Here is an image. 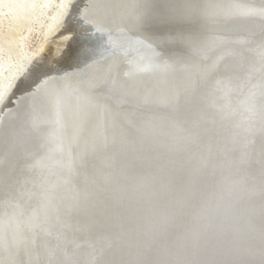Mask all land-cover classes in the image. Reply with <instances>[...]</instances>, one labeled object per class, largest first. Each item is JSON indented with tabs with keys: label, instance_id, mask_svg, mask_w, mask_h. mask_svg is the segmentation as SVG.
I'll return each instance as SVG.
<instances>
[{
	"label": "bare ground",
	"instance_id": "obj_1",
	"mask_svg": "<svg viewBox=\"0 0 264 264\" xmlns=\"http://www.w3.org/2000/svg\"><path fill=\"white\" fill-rule=\"evenodd\" d=\"M80 1L0 0V205L4 203V210L0 211V220L6 217L2 224L7 225L11 222L9 225H13L10 227L8 237L6 236L8 228L4 227L6 230L2 232L7 241L5 245H0L1 254L5 255V258L0 256V264H43L50 260L52 254L53 264L57 262L64 264L66 261L63 250L66 243L77 233L70 228L71 225L62 223L65 218L63 216L62 219L61 210L53 209V204L48 205L51 207L49 211L40 206L41 199L44 202L50 200L47 199V196L52 194L50 189L45 190L49 193L42 192L38 195L35 193L39 191L36 188L33 191L28 188V191H24V186L20 185V180L27 175L31 178L28 183L36 181L28 173L31 170L40 171L41 176L44 174V170L36 165L38 161L36 157L27 160L25 152L30 148L23 144L27 133L24 135V130L17 131L26 117L28 119L41 117V113H33L31 106L33 104H28L38 97L39 100L44 98L42 103L50 99V107L46 112L42 110V116L55 127L51 132L57 149L67 151L60 161L44 163V166L49 167L52 164L53 170L59 171L66 165L64 169L66 172L74 170L79 178L89 181L79 182L74 179L71 184L61 182V195H68V199H73L71 202L75 201L76 206L81 205L89 199L90 192L86 191L93 188L91 181L96 178L93 193L98 198L97 203L103 206L110 202L108 205L110 216L102 214L104 226L101 227L109 228L108 231L91 239L86 238V235L74 238L82 246H76L72 251V257L69 258L72 263L94 264L90 259L93 257L92 253L95 250H105L125 262L130 259V264H167L166 261L173 260L164 249L172 244L181 247L182 243H185L184 237L187 238L191 232L195 234L196 243L205 249L204 245L208 243L204 242H209L214 236L212 234L222 228H229L230 221L237 224L233 214L238 213V208L251 209L248 203L246 208L240 207L241 199L237 196H243L245 199L259 190V187L264 188V185L256 183L254 174H246L252 163H257V154L254 155L253 152L262 150L253 147L252 142L257 139V143H262L263 136L251 135V139L245 136L246 133L257 132L259 130L257 123L264 119V100L260 99L264 96V40L260 36L256 45L249 43L250 46L246 47L252 53L257 51L251 63L255 69L263 72L261 75L260 72L256 74L253 71L252 65L248 69L251 55L248 53L245 56L238 55L237 40L232 39L237 33L236 30L246 35L244 31L246 28L245 30L251 33L249 29L252 30V25L258 22L254 15L264 20V0H245V3H250L248 5L240 2L237 4L235 0H177L178 7L183 8L184 5L188 7L186 12L178 14L177 9L158 5L146 17L133 14L131 8L124 11L123 8L129 0H110L114 3L121 1L116 4L120 7L116 12L112 7H101L106 0H87L79 13L84 23L76 19L75 30H67L69 11L76 8ZM255 1L263 5L257 7ZM102 13L104 15H100ZM127 13L129 16H125ZM110 14L111 17L108 18ZM240 15L241 17L235 20V17ZM107 18L108 21H118L108 22ZM224 19L227 21L223 22ZM70 20H73L71 16ZM84 29L92 32L94 38V35L106 33L104 31H113L115 37L111 38L104 34L105 39L102 43L104 48L114 44L117 49L115 57L105 62L102 61L105 56L103 54L101 57L91 59L83 68L92 70L83 77L66 74L78 73V70L82 69L68 70L64 73L50 68V71H46L47 68H42V63L51 62L53 56L58 57L65 50L76 31L81 35L87 31ZM169 29L172 30L170 33L184 32L190 35V39H187L179 34L188 40L185 42L190 46L188 52L196 50L195 53L203 63L199 64L200 61L196 62L194 59L186 60V57L190 58L186 51L165 50L160 58L157 55L146 56L151 49H157L158 53H161L166 49L165 46L171 44L172 41L169 40H173L172 37L167 38L169 40L165 39ZM211 31H214V34ZM123 34L129 35L130 39H122ZM32 35L40 41L37 47L35 46L36 49L28 53L26 46L28 42L30 43ZM177 36L173 34V37ZM133 37L135 39L140 37L141 42H138L140 48H131L128 41L135 40ZM152 37L165 41L153 43L149 40ZM54 39L56 41L52 44ZM220 44L222 46L218 48ZM243 44L247 46V43ZM239 59L246 62L242 68ZM50 62L49 64H52ZM33 64L37 65L34 72L32 73L33 68L27 71ZM112 64L114 68L110 67ZM223 64L229 69L220 70L221 67L225 68ZM48 65L46 67H49ZM41 68L42 72L39 71ZM34 77L37 79L35 87L28 86L18 96L15 94L13 101H10L9 93L16 92L23 82ZM102 77L107 82L110 81L105 86ZM20 78L23 80L18 84ZM58 78L62 80L66 78L75 89L77 88L71 93V96L78 95L72 104L69 102L62 107L58 103L61 102L57 97L59 91L58 89L54 91L49 84ZM117 79L128 85L126 91L134 94V97L137 96L136 102L141 104L143 101L153 100L152 92L155 93L154 97L158 99V103H163L160 110L166 111V115L159 118V124L152 119L148 122V113L145 116L144 108L140 111L135 110L136 115H130L129 110H125L129 114L121 113L118 111L120 105H124L122 103L124 101L118 102L113 98V103L118 105L109 99V103L106 100L101 103L94 102L93 93L88 94L90 92L88 89L83 90L96 87V82H99L98 86L103 85L104 90L110 94ZM192 86L194 87L191 89ZM199 86H202L201 90H198ZM43 88L46 89L45 92ZM50 92H53V96ZM174 92L179 93L178 100L175 98L172 104L166 106L167 103H171L167 99L173 96ZM6 99H9V103L4 105ZM253 106L257 107L259 112L254 113L251 110ZM232 109L234 112L241 111L243 115L240 112L238 117L234 118L229 114ZM23 113L27 114L19 121L18 118ZM213 117L219 118L220 121H214ZM118 123L121 128L115 129L113 135L106 133L107 129ZM15 132L20 134L17 135ZM189 142L193 145L188 146ZM180 143L185 145L177 147ZM168 144L174 145V148L167 147ZM99 145L119 148L123 153L120 157L123 167L115 168V171L108 168L99 170L102 160L114 157L107 155L101 159V152H96L95 157L99 162L96 163L97 168H88L93 163L91 159H85L86 154L92 153ZM77 148L80 149L76 150ZM71 152H74V155H70ZM106 154L107 151L104 155ZM83 156L85 157L82 158ZM135 159L140 165H144L139 171L130 167ZM30 161L32 163L29 165ZM147 164H154L155 167L150 168ZM131 169L134 171H130ZM64 170L62 180L67 177ZM49 174V177L53 176V173ZM261 174L258 173L259 176ZM82 175L84 176L81 177ZM131 176L133 178H130ZM70 178L72 180L71 176ZM20 194L22 195L19 196ZM230 198L237 202L229 203ZM77 199L79 202H76ZM32 201L34 206L27 209ZM7 202L9 203L6 204ZM7 206L9 210L6 211ZM252 210L258 212L263 209L258 207ZM250 215L251 213L246 219ZM77 219H81L80 214ZM252 219L255 218L252 217L251 222ZM81 227L84 226L74 228ZM232 232V230L227 232L225 239L218 244L226 243L229 237L230 240L234 237V241L236 237L233 233L246 236L243 243L239 240L234 243V252L236 249L245 251L260 238L259 234L251 241L254 233H250L244 226L242 230ZM20 233L25 235L24 239L19 238ZM196 248L194 251L199 255L201 252ZM81 249L83 251H80ZM159 250L166 256L155 258ZM192 250L189 249V252ZM217 250L214 248V251ZM228 254L226 253L225 257ZM255 254L251 256L250 252L245 254L244 258L247 256L245 263L250 260H260L262 263L261 256ZM112 255L109 258H112ZM186 261L187 259L183 262ZM194 263L189 261V264Z\"/></svg>",
	"mask_w": 264,
	"mask_h": 264
},
{
	"label": "water",
	"instance_id": "obj_2",
	"mask_svg": "<svg viewBox=\"0 0 264 264\" xmlns=\"http://www.w3.org/2000/svg\"><path fill=\"white\" fill-rule=\"evenodd\" d=\"M121 1L114 3V2H111L110 0H106L105 2L102 3L101 7L102 8L103 7L104 8H108V7L111 8L112 7V8H114V11L116 12V11H119V9H120V7L116 4L117 3L119 4ZM176 1L177 0H129L130 5H129V3H127V5L123 9H124V11H128V9L131 8L132 9L131 12L133 14L137 13V15L140 17H142V16L146 17L148 15V13L151 10H155V7H157L158 5H167V6H170L172 9H175V10L177 9L178 14H182L188 10V7H186L185 5L183 8H180V6L178 7L176 4ZM244 1L245 0H235V2L237 4L239 2L242 3L243 5L250 4V3H245ZM255 2H257V1H255ZM171 4H172V6H171ZM261 4H262L261 2H257L256 6L261 7L260 6ZM79 5H80V3H79ZM79 5L76 8L74 7L73 9H71L69 11L70 12L68 14L69 17L67 18V21L69 23L66 21V24L68 25L67 30H71V31L75 30L74 20H76V19H78L80 23L81 22H82V24L84 23L83 20L81 19L80 14H79L80 13V9H79L80 6ZM123 9H121V10H123ZM115 12H113V13H115ZM103 13L100 15H104ZM242 14H244V13H242ZM70 16H71V18H73V20L69 21ZM125 16H129V13H127ZM110 17H111V14L108 15V18H110ZM240 17H241V15L238 17H235V20H237L236 18H240ZM253 17H255V19L258 22H256L255 25L254 24L252 25L253 26L252 30H251V28L249 29L251 33H249L247 30H245L246 28L244 29L246 35H242L236 30L237 33L232 38L234 40H237V45H236L237 49L236 50H237L238 55L245 56V55H247V53L249 54V56L251 55L250 59L248 60V69L251 68V65H252L251 61L253 58H255L254 56H256L257 51L255 53H252V52L248 51L246 49V47L250 46L249 43H251V45H254V44L256 45V43H258V41L260 40L259 39L260 36L264 40V32H263L264 31V20L260 19L261 18L260 16L254 15ZM105 18H103V19H105ZM108 18H107V21H108ZM80 19H81V21H80ZM231 20H233V19H231ZM117 21L112 20V21H108V22H117ZM226 21L227 20L224 19L223 22H226ZM255 26H256V29H255ZM84 30H87V31L82 32L84 34H81V35H79V33L76 31L75 32L76 34L74 33V36L71 39V41L69 42L70 44L68 43L66 49L58 57H55V59H54V63L56 64L55 67H53V66L50 67L47 64V62H45V63L41 64L42 68H44V69L47 68L46 71H50V69H53L54 71H59V72L63 71L64 73L67 72L68 70L82 69L83 71L78 70V73L77 72H75V73L68 72L66 74L67 75L68 74H74L75 77H77V76L83 77V76H86L85 74L90 73L92 70L91 68L87 69V67L83 68L85 65H87L89 63V61L91 59H94L96 57L97 58L101 57L103 54L105 56H103L104 58L102 59V61L105 62L106 60L109 61L110 59H113L115 57V55H116L115 52L117 49H115L114 44L112 43V46H109V45L106 46L105 45L106 47L104 48L103 43H102L105 39L103 37L104 34H105V36L108 35L111 38L115 37V35H113V34H115L113 31H111V32L104 31L106 33H103V35H99V36L94 35L95 36V38H94L91 35L92 32L88 31V29H84ZM169 31H172V30H170V29L167 30V33H166L167 37L165 39L172 37L173 40H169V39H167V40L172 41L174 44H172V42H171V44H169L168 46H165L166 49H163V51L161 53H158L157 49H151V50H149L150 52H148L146 54V56L149 57L152 55H157L158 58H160L165 50H174V51H178V52H185L186 51L187 56L190 57L189 59L186 57V60L194 59V60H196V62H199L200 61L199 55L197 53H195L197 51L195 50V52H193L192 50H190L192 52H188L189 51L188 49H190V46L186 45V43H185V42H188V40L183 39V36H179V34H182L187 39H190V35H188L184 32L170 33ZM214 31H211V32L214 34ZM132 34H136V33H132ZM173 34H177L178 36L173 37ZM124 35L125 34H123L122 39L123 38H124V40L130 39V38H128L129 35H126V36H124ZM150 36H152V35H150ZM133 38L135 39V37H133ZM139 38L140 37H138V39H135L133 41H131V40L128 41V43L131 44V48H140V44L138 42H141V40ZM165 39L161 40L160 38L152 37V39H149V40H151L153 43L159 44V43L164 42ZM135 41H137V42H135ZM243 43H247V46H244ZM220 46H222V44L218 45V48ZM252 50L254 51L253 48H252ZM132 55H133V53H132ZM126 57H127V55H126ZM244 61L245 60H243V61L240 60V64H239L240 67L244 63H246ZM201 63H203V62L200 61L199 64H201ZM46 64L49 67H46L47 66ZM223 65L225 66V68L223 69L221 67L220 70H228L229 69L225 64H223ZM110 67L114 68V65L112 64V66H110ZM36 68H37V66L34 65L33 70L31 69L32 73L34 72V70ZM42 68L39 71H41ZM252 68H253V71L256 72V74H259L258 72H260L261 75L263 74V72L260 71L259 69H257V68L255 69L253 67V65H252ZM31 70L29 69V71H31ZM223 72L225 73V71H223ZM121 74H123V73H121ZM118 77H119V75H118ZM21 78H23V76ZM21 78L18 81V84L23 80ZM102 80L105 81L104 86L110 82V81L107 82V80L103 79V77H102ZM36 83H37V79H35V77L32 79H29L28 81L23 82L16 89V92L14 91L13 93H11V95L9 96L10 101H13V97H15V94H17L16 96H18V94L23 92V90H26L28 88V86L31 85L30 88H32L33 86L35 87ZM18 84H17V86H18ZM49 84L52 85L54 91L56 89H58L59 92H58L57 97H59L60 101H61L58 103L62 107L65 106L66 104H68L69 102H71L70 104H72L73 101L78 97V95L76 97L71 96L72 95L71 93L73 91H76L77 88L75 89V86L72 83H69L66 80V78L64 80L58 78L57 80H53ZM98 84H99V82H96V87H93V88L88 87V88L83 89V90L88 89L90 91V92H88V94L93 93V95L95 97L94 102L98 101L99 103H101V102H103V100L104 101L106 100L107 103H109V101H108V99H109L113 103V98H114V100H116L118 102L124 101V102H122L124 105H120L121 108L119 109L118 112H121V113L123 112V113L129 114L127 111H125V110H129V111H131L130 115H134V114L136 115L135 110L140 111L141 108H144L145 116L148 113L147 114L148 122L150 121V119H152V120H156L158 122V124L160 123L159 118H161V117L163 118L166 115V111L160 110V109H162L163 103H161V102L158 103V99L154 97V95H155L154 92H152V95H153L152 97L154 98V99L152 98L153 100L148 101V102L143 101V103L141 104L139 102H136L137 101L136 95H135L136 97H134V94L128 93L126 91V89L128 88V85L124 84L123 81H119V79L114 81L113 87L110 90V94H108L106 92V90H104L103 85L98 86ZM199 84H201V82H199ZM193 87L194 86H192L191 89ZM201 88H202V86H199L198 90H201ZM45 91H46V89H44V92ZM123 94H126L128 96H123ZM51 95L53 96V92L51 93ZM111 95H114V97L111 98L110 97ZM44 96H45V94H44ZM68 97H70V99H67ZM7 98H8V96H7ZM175 98H177V100H178V98H179L178 92H174L173 96H171V97H169V99H167V100H170L171 103L166 102L167 103L166 106H169L170 104H172V102L175 101ZM39 99H40V97H38V99H36L37 101L34 100L35 103L33 101V102H29L28 104H33V105H31L33 113H36V114L41 113V117L39 119L38 118L37 119H35V118H29L28 119V117H26L25 122L20 127V129H17V131L18 130H24V135L27 133V135L24 137L25 143H23L26 146H28V148H30V150L27 149V151L25 152L26 157H28L27 160L29 158L32 159V158L36 157L38 159V161L36 162V165L39 166L38 168H41V170H44V172H43L44 174H42V176H41L40 171H35V172H31L32 170L29 172L27 171L29 174H31V176L33 178L36 179L37 182L33 181V182L28 183L27 181L30 180L31 178H30V175H27V176H24L20 180L21 181L20 185L24 186V191H26L27 188H28V190L30 189L31 191H33L36 188V190H39V191L35 192L38 195H39V193H42V192H43V194H45L47 192L49 193V191L45 192V190H48V189H50V191H52V194L50 193V195L47 196L48 197L47 199H50V200L48 202H44V200L41 199V205L40 206L45 211H49V210H51V207H49L48 205L53 204V209L56 208V210L57 209L61 210L62 219H63V216L65 218V220L62 221V223L71 225L70 228H73V231H75V230L77 231V233L74 234V237L71 238L66 243L65 249L63 250L65 253V255H63L65 257L64 260L66 261L64 264H75V263H72V261L69 258L72 257V254H73L72 251H74L76 249V246H82V245H80L74 238L78 239V238H82L84 235H86V238L91 239L92 237H97L96 235H102L103 233H106L109 228H101V227L104 226V223L102 222L103 221V215L105 216V213H106V215L108 214V217L110 216L109 215V208H108V205L110 202L106 203L103 206H101L97 203L98 198H96V196L93 193L95 191V187H94L95 183L97 182L96 178H93V180L91 181V184L93 185V188H91L92 191L90 189L88 191H86V192H90L89 197H88L89 199L87 201H85V203H81V205L76 206L75 201L71 202L73 199H68L69 198L68 195H61V192H62V188L60 187L61 182H64L66 184H71L72 181H75L74 179H77L79 182H81L83 180H85V182H89V181L87 179L79 178L78 177L79 175H77L74 170L66 172L64 170L66 168V165L61 167L59 171H54L52 166H51L52 164L49 167L46 164H45L46 166H44V163H54V162L60 161L67 151L63 152L62 150L57 149V147H56L57 143L54 142V135L51 132V129H54L55 127L52 126L53 124L49 123L48 119H44V116H42L43 115L42 110L46 112L48 110V108L50 107V102H49L50 99H47L46 103L45 102L42 103L44 98H42L41 100H39ZM71 99H72V101H70ZM83 99H84V95H83ZM260 99L263 101L264 96L260 97ZM8 100H5L4 103L5 104L9 103ZM203 101H204V99H202V102ZM3 104H2V106L5 105V104L4 105ZM113 104L118 105L117 103H113ZM157 104H159V105H157ZM248 108L250 109V106H248ZM251 110L254 113L259 112L258 108L254 107V106L251 108ZM240 112L241 111L234 112V110L232 109V111H230L229 114H231L234 118H237ZM26 114L27 113L21 114V116L18 118V120L21 119L22 116L23 117L26 116ZM240 114L243 115L242 112ZM218 117H220V116H218ZM213 119H214V121H220V119L216 118V117H213ZM224 119H225V116H224ZM209 124H212V123H209ZM257 124L259 126V128H258L259 130L255 133H246L245 136L249 137V139H251V135H255V137L256 136L259 137L258 134H261L263 136L262 137V143H257V139H256L255 142H252V145H253V147H255V148L258 147L262 150L260 152H257V151L253 152L254 155L257 154V157H256L257 163L256 162L252 163V165L248 168V172L246 174L247 175L254 174L255 179H256V183L260 186H263L264 185V119L260 120ZM119 127L121 128V125L118 123L117 125L110 127V129H107L106 133L109 135H113L115 129H118ZM63 130L64 129L62 128V131ZM65 132H67V131H65ZM15 133H17V135L20 134L19 132H15ZM151 133L153 134L152 131H151ZM118 137H123V136H118ZM147 140H148V142L150 141L149 139H147ZM183 145H185V144L180 143V145H178L177 147H181ZM187 145L192 146L193 144L189 142V143H187ZM160 146H162V144ZM167 147L174 148V145L168 144ZM78 149H80V148H77L76 150H78ZM24 150H26V149H22V151H24ZM102 150L107 151V154L104 155L105 151H102ZM96 152H101V155H102V156H100L101 159L103 158V156L106 157L107 155H110V157H114L113 159L102 160L100 162L102 165H101L99 170L108 168V170L115 171L116 170L115 168L123 167L121 164L122 162H120V157H122L123 153L120 151L119 148L116 149L115 147L112 148L110 146L109 147H101L99 145V146L95 147V149L92 151V153L86 154L88 157L87 156L82 157V158L85 157V159H87V158L91 159L90 161H92L93 164H91L90 167H88V168H90V169H96L97 168L96 163H99V162H97L96 157H95ZM69 154L74 155V152L73 153L71 152ZM115 158H117V159H115ZM61 162H59V163H61ZM30 163H32V161L29 162V165H30ZM154 164H155V162H154ZM154 164H147V165L150 168H154L155 167ZM178 165H180V164H178ZM68 166L69 165H67V167ZM142 166H144V165L143 164L140 165V163H138L136 159H135V161L132 162V165H130L131 168L137 169L136 171H139V169H141ZM56 167L59 168L58 166H56ZM251 167H253V168L251 169ZM70 169H71V165H70ZM134 169H131L130 171H134ZM62 170H64L67 174V177L65 178V180H62L63 176H64V174H62V173H64V172H62ZM49 173H53V176L49 177L50 176ZM258 173H262L261 176H259ZM60 175H61V178L59 179ZM70 176L72 177V180H71ZM83 176L84 175H82L81 177H83ZM130 178H133V177L131 176ZM259 181H261V184H259ZM116 182H118V179L116 180ZM258 189L259 190L254 191L253 194L251 193L249 195V197H247L245 199H243L244 198L243 196H239V195L237 196L238 198L241 199L240 203H239L240 207L246 208V204L248 203V207L251 208V209L246 208V209H242V210H240L238 208V213L233 214L236 221H237V224L233 221H230L228 224L229 228H222L219 231H217L216 233L212 234L214 236L212 238H210L209 242H204V243H208V245H204L206 247L205 249L203 248V246L196 243V239H194L195 234L193 235L192 232L189 233L186 236L187 238L184 237L185 243H182L181 247L178 245L174 246V244H172V245H169V248L164 249L166 252H168L167 253L168 257H170L173 260V262H170L169 260L166 261V259H165L167 264H189V261H191V262L194 261L195 262L194 264H228L229 262H230V264L231 263L232 264L233 263H235V264H264V204L260 203V202L264 203V188L259 187ZM24 191L22 192V194L25 193ZM22 194H20L19 196H21ZM75 199H76V197H75ZM35 200L36 199H34V201ZM234 200L235 199L230 198L229 203L237 202V200L236 201H234ZM8 201L10 202V200H8ZM9 202H7L6 204H8ZM76 202H79V200L77 199ZM31 204H32V206H31ZM3 205H4V203L0 205V211L4 210ZM33 206L34 205H33V201H32L27 206V209L28 208L30 209V207H33ZM258 207L259 208L262 207L263 210L258 211V212H255V210H252V209H257ZM5 209H6V211H7V209L9 210V206H7V208H5ZM101 210H103L104 213ZM9 213H7V214H9ZM249 213H251V215L249 218L246 219V217ZM78 214H80V216H81L80 220L77 219ZM252 217L257 219V220L252 219V222H251ZM4 219H6V217L1 218V220H0V223H1L0 228H2V229H0V245L1 244L5 245V243L7 241L5 238V234H2L4 229L5 230H6V228L9 229V232L6 235L8 237V235L11 231L10 227L13 226V225H9V223H11V222H9L7 225L5 223L2 224V221ZM77 223H79V224H77ZM80 226H84V227H81L80 229L74 228V227H80ZM243 226L250 233H254L252 238H251V241H253L254 238L257 237L259 234H260V238L257 240V242L254 245H250L251 247L252 246H256V247H252V248L250 247V248L246 249L247 251L236 249V252H234L233 251V248L235 247L234 243L237 240H239V242L243 243L246 236L239 235L240 233L234 234L233 232H235L237 229L242 230ZM4 227H6V228H4ZM91 227H93V228L91 229ZM251 228H253V230ZM230 230L233 231L232 232L233 236H235L236 239L233 241L234 237L231 240L229 237L228 239H226V243L219 245L218 243L220 241L222 242L225 239V235ZM56 236L58 237V235H56ZM24 237H25V235L20 233L19 238L24 239ZM75 243L77 245H75ZM195 246L196 247L198 246V248H196ZM193 247L196 248V250L198 252H201V253L198 255L197 252L194 251ZM174 248H176V249H174ZM214 248H217L218 250L214 251ZM41 249H43V247H41ZM189 249H193L192 252H189ZM80 251H83V250L81 249ZM249 252H250V256L254 253H256L255 255H257V256H261V259L263 262L261 263L260 260H256V261L250 260V261H247L245 263V261L247 260L246 259L247 256H245L246 258H244V255L249 253ZM1 253L2 252L0 251V256L5 258V255L1 254ZM97 253H100L101 256L107 258V259L105 258L104 264H115V262H117V261H118L117 264H126V263L130 264V262H131L130 259H129L130 261L126 260V262H125L121 258L113 256L112 255L113 253L107 252L105 250H99V251L95 250V252L92 253V256L94 254H97ZM203 253H204V255H203ZM226 253H229V254L225 257ZM230 254H232L233 256H231ZM110 255H112V258H109ZM161 255L166 256L161 250H159L156 252L155 258H158ZM199 256H200V259H199ZM53 258H54V254L51 255V258L49 261L43 262V264H53V260H52ZM90 259H91L92 263L96 264L94 257H92ZM186 259H187V261L184 263L183 261H185ZM55 260L58 261L57 258ZM57 264H58V262H57Z\"/></svg>",
	"mask_w": 264,
	"mask_h": 264
},
{
	"label": "rangeland",
	"instance_id": "obj_3",
	"mask_svg": "<svg viewBox=\"0 0 264 264\" xmlns=\"http://www.w3.org/2000/svg\"><path fill=\"white\" fill-rule=\"evenodd\" d=\"M86 1L87 0H82L81 2H80V8L82 9V8H84V5L86 4ZM79 8V9H80ZM69 17V16H68ZM67 17V18H68ZM82 19V18H81ZM81 19H80V21H81ZM66 21V20H65ZM56 39V38H55ZM52 40V44H54L55 43V41L57 40ZM40 41V39L39 38H36L35 37V35H32L31 36V40H30V43L28 42V44H27V50H28V53H30V52H32V51H34L35 49H36V47H37V45H38V42ZM30 46V47H29ZM36 46V47H35ZM67 47V46H66ZM66 47H65V49H66ZM35 48V49H34ZM54 57V56H53ZM52 57V61L50 62V61H46L48 64H49V62L50 63H52V64H54V65H52V64H49V66L51 67V66H53V67H55L56 66V64L53 62L54 61V59H55V57L53 58ZM51 58V57H50ZM34 65H36V64H33V65H31L29 68H28V70L27 71H29V69L31 70L33 67H34ZM37 66V65H36ZM14 90V89H13ZM13 92V91H12ZM11 95V93L9 94V96ZM7 100V99H6ZM5 104V103H4ZM93 257H94V260H95V262H96V264H104V261H105V258L106 257H103V256H101V254L100 253H97V254H94L93 255ZM107 259V258H106ZM118 263V261L117 262H115V264H117ZM126 264H128V263H126Z\"/></svg>",
	"mask_w": 264,
	"mask_h": 264
}]
</instances>
